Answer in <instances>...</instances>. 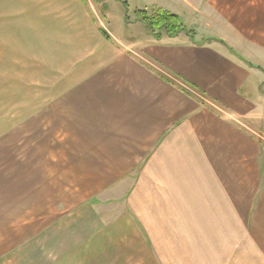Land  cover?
<instances>
[{"label": "crops", "instance_id": "1", "mask_svg": "<svg viewBox=\"0 0 264 264\" xmlns=\"http://www.w3.org/2000/svg\"><path fill=\"white\" fill-rule=\"evenodd\" d=\"M108 1L0 0V17L16 16V35L43 53L52 92L37 116L42 144L17 146L13 119L0 127V264H264V147L250 126L264 120L263 87L241 94L249 72L188 38L133 51L105 27L107 38L95 13ZM197 1L206 17L264 44V0ZM58 120L72 168L92 170L82 183L105 186L92 198L121 200L115 220L102 219L103 205L63 207L68 172L54 176L52 159ZM105 168L109 178L93 174ZM124 183L129 191L113 190ZM157 218L176 239L173 255L153 234Z\"/></svg>", "mask_w": 264, "mask_h": 264}, {"label": "rangeland", "instance_id": "2", "mask_svg": "<svg viewBox=\"0 0 264 264\" xmlns=\"http://www.w3.org/2000/svg\"><path fill=\"white\" fill-rule=\"evenodd\" d=\"M195 1L109 0L98 8L100 12L95 13V16L97 21H99L101 31H106L109 38H111V35L108 33L110 30L112 33L119 34L122 38L128 39V42L125 43L132 47V51L137 44L141 43L155 42L165 45L166 43L175 41L183 42V40L185 41L188 38L194 45L210 47L212 50L232 60L240 68H245L249 72L247 85L245 90L241 89V94H244V91L250 93L257 92L261 90V87L264 89V70L262 69L264 68V44L255 42L251 38L237 36L234 25L225 19L206 17L209 13L207 3ZM187 3L195 4V7L192 8ZM261 5H264V3L261 2ZM158 10L178 17L180 23L186 28L185 31H181L177 36L164 35L161 40L157 39L147 24L138 18V15L141 12H147L153 16L154 12ZM194 10H198V12L196 13ZM261 12L264 20V9ZM104 17L107 23L104 22ZM257 28L264 31V26ZM129 40L132 41V44L129 43ZM30 52L34 53L30 54ZM44 65L45 58L43 53L37 55L28 41H23L20 39V35H16V16L0 17V127L2 128L5 124H8L7 119H13L12 123L14 124V128H16L17 146L39 145L44 141V134L40 137L39 132L42 130L41 132L43 133L45 121L38 118L45 112L46 98L51 99L52 94V92L46 91L45 88L46 80L44 76L46 68ZM49 70H51L48 71L51 79L56 78L58 80L59 72L54 73L51 68ZM47 83L49 86L52 85V81L50 80ZM196 94L202 95V93ZM203 97L205 96H198V100H204ZM50 102L49 108L51 107ZM203 106L207 105L203 103ZM239 123L243 122L239 121ZM253 123H255L258 132L252 131V135L262 141L260 144L262 145L261 147H264V120H261V122L250 121L251 127H253ZM60 125L61 122L59 120L53 122L52 159L54 176L55 172L61 170L60 166H63L64 173L68 172V185L65 184L63 186L64 189L65 187L67 188L68 201H63V207L68 206L69 208H73L77 203L86 207L103 205L106 216L102 217V219L107 223L115 220L118 211L116 206H118V203H121V200L117 198V195L112 200L114 192H112L109 201L99 199L102 195L92 198L93 189L98 190L105 186L91 185L92 189H89L88 184L82 183L86 182L85 177L90 176L89 174L92 170L72 168V165L79 163L72 162L76 153L69 152L68 154H64L61 151L62 141L66 140V137ZM246 125L248 123H244V127ZM138 172L139 170L135 171L133 178H136ZM109 173L110 170L106 168L93 172L95 175L107 176L108 178L110 177ZM78 180L80 184H78ZM112 187L114 191L123 193L130 190L131 183L126 185L124 183L119 186L113 185ZM83 195H85V199H82ZM174 205L176 208L179 207L177 201L174 202ZM166 206H168V203ZM181 208H189V204L186 201H181ZM213 208L216 209V207ZM176 218L178 220L177 223H180V218ZM161 219L157 218L155 220L153 234L163 242L165 246L164 256L173 255L176 239L173 237L166 239L167 232L163 231L162 226L160 227L162 224ZM204 219L205 217L201 218V220ZM211 221L216 224L219 222V219L214 216L211 217ZM125 249L122 237L121 241L117 244L118 262L126 260Z\"/></svg>", "mask_w": 264, "mask_h": 264}, {"label": "trees", "instance_id": "3", "mask_svg": "<svg viewBox=\"0 0 264 264\" xmlns=\"http://www.w3.org/2000/svg\"><path fill=\"white\" fill-rule=\"evenodd\" d=\"M138 18L143 20L150 31L157 39H162L164 35L177 36L181 31H185V27L180 23L178 17L173 14H168L161 10L155 11L153 16L147 12H141ZM102 33L107 37L106 31L102 30Z\"/></svg>", "mask_w": 264, "mask_h": 264}]
</instances>
